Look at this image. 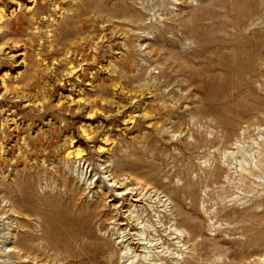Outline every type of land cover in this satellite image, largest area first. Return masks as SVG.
I'll return each mask as SVG.
<instances>
[{
    "label": "rangeland",
    "instance_id": "1",
    "mask_svg": "<svg viewBox=\"0 0 264 264\" xmlns=\"http://www.w3.org/2000/svg\"><path fill=\"white\" fill-rule=\"evenodd\" d=\"M260 43L264 0H0V264H264V59L205 60ZM64 216L109 252L56 247Z\"/></svg>",
    "mask_w": 264,
    "mask_h": 264
},
{
    "label": "bare ground",
    "instance_id": "2",
    "mask_svg": "<svg viewBox=\"0 0 264 264\" xmlns=\"http://www.w3.org/2000/svg\"><path fill=\"white\" fill-rule=\"evenodd\" d=\"M241 2V0H239ZM237 24V23H236ZM239 24H245L244 20H241L239 22ZM256 48H253L254 50H249L247 48L244 49V45H234V46H228V45H224L221 44L211 48V45H209V49L208 52H205V60L207 61H214L216 60L217 63L219 64V66H227L228 67V71L230 73H233L234 70L236 69L237 72V76L239 75H243L244 73H249L250 69L248 68V65L251 64V60L254 61H258L259 59L263 58L264 59V49L261 48L262 46H264V43H260L258 45H256ZM228 62H231V66L228 64ZM239 67V68H238ZM264 132V130L262 131ZM264 134V133H263ZM246 135L244 134L243 137H245ZM258 140L256 138H254L253 140L249 141L247 144L244 143H238L236 145V154L232 155L233 159H235L236 164H238L239 166H243L246 163L251 165L254 163V161L257 158L258 155ZM259 181H263L264 182V172L262 174H258L256 175ZM116 180V179H114ZM129 180L126 179L125 181L119 182L118 180H116V184H114L117 187H125L127 185V182ZM129 194V195H128ZM118 195L120 197H123L125 200V203L129 204V205H135L139 207V203L145 202L146 199H148V201H152L150 199L151 195H149L147 193V195L145 194V192H137L134 189H131L129 187H126L124 190L120 191L118 193ZM131 195V196H130ZM150 197H149V196ZM120 204H118L117 206H115L114 208H118ZM144 207V206H142ZM146 208H141L140 210H144ZM152 209L155 210L154 206L152 205ZM98 212H96L97 214ZM105 213H112L111 209L105 211ZM128 210L125 209L124 210V215L127 217V220H121L119 222H115V224H119L120 227L124 226V230L122 234H119V243L121 245H125V243H127L128 246H131L129 243H135L133 245V247L135 249H138V247L140 249L143 250V247L145 248L147 245L144 244L145 241H141L142 237H139L135 232H131L130 230L134 227L138 228L137 223L135 222V218H132V214L128 213ZM101 213H99L100 215ZM117 215V219L118 216L120 215L119 210H117L116 212ZM126 217L124 219H126ZM88 221V223L86 222H79L78 220H74V218L72 217H61L60 221H58V226L59 224L65 225L66 229L68 230V235H61L58 227L56 228V223L52 224V229H53V234H56L58 237L59 241H53L54 245L56 247H61L62 249H64L65 251H70L73 249V251L77 254V255H82V256H89L91 254V252H109V249L104 246H102L100 243H102V238H104L103 236L96 234L94 232L93 229H91V221L90 220H86ZM118 221V220H117ZM127 226H129V228L127 229ZM166 229V228H165ZM111 230H114V226L111 228ZM172 231V230H171ZM112 233H116L115 231H111ZM157 232L160 233L159 229H157ZM173 232H169L167 235H171ZM102 237V238H101ZM171 238H173V236H171ZM146 239H148V236L146 237ZM106 240V239H105ZM78 241H82V243H79ZM148 242V241H147ZM108 244V242H107ZM163 245V244H162ZM162 245L159 244H153L154 248H159V246L162 247ZM150 246V245H149ZM126 248V246H123ZM133 248V251L135 250ZM164 250V248H163ZM160 250V251H163ZM144 251V250H143ZM88 252V253H87ZM85 253H87L86 255H84ZM113 254H117V251L112 252ZM128 253L125 251L123 253V257L127 256Z\"/></svg>",
    "mask_w": 264,
    "mask_h": 264
}]
</instances>
